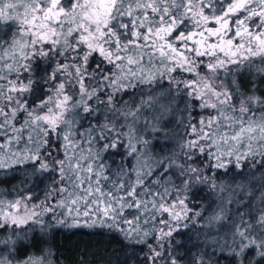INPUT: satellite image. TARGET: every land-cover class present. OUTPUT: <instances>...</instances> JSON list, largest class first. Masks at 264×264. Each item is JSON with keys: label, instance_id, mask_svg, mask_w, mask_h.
Returning <instances> with one entry per match:
<instances>
[{"label": "snow or ice", "instance_id": "6c2138e0", "mask_svg": "<svg viewBox=\"0 0 264 264\" xmlns=\"http://www.w3.org/2000/svg\"><path fill=\"white\" fill-rule=\"evenodd\" d=\"M0 264H264V0H0Z\"/></svg>", "mask_w": 264, "mask_h": 264}, {"label": "trees", "instance_id": "16d2710c", "mask_svg": "<svg viewBox=\"0 0 264 264\" xmlns=\"http://www.w3.org/2000/svg\"><path fill=\"white\" fill-rule=\"evenodd\" d=\"M89 238L86 236H74L71 240L65 241L63 238H61V243L65 244L66 247L71 248V252H66L65 256H67L69 259H71L74 255L76 250L83 249L85 246V242H88Z\"/></svg>", "mask_w": 264, "mask_h": 264}]
</instances>
